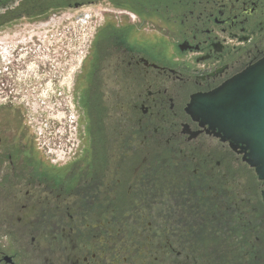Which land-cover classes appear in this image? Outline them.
Instances as JSON below:
<instances>
[{
	"label": "flooded vegetation",
	"instance_id": "1",
	"mask_svg": "<svg viewBox=\"0 0 264 264\" xmlns=\"http://www.w3.org/2000/svg\"><path fill=\"white\" fill-rule=\"evenodd\" d=\"M2 5L0 264H264L263 181L187 111L264 56V0ZM59 8L93 25L73 84L78 145L63 161L16 82L30 78L20 22Z\"/></svg>",
	"mask_w": 264,
	"mask_h": 264
},
{
	"label": "rangeland",
	"instance_id": "2",
	"mask_svg": "<svg viewBox=\"0 0 264 264\" xmlns=\"http://www.w3.org/2000/svg\"><path fill=\"white\" fill-rule=\"evenodd\" d=\"M51 12L55 14H50ZM83 12L84 9L75 8L53 9L44 20L35 23L22 20L19 25L30 29L21 32V37L28 40L23 69H27L30 78L19 75L16 82L23 87V82L27 80L25 88L29 99L24 100L26 103L23 106L27 109V114L33 117V126H38L45 133L42 137L43 144L47 145L46 149L53 150L50 155L54 159L57 155L52 154L54 150L71 147V142L74 143L72 147L76 148L79 140L78 117L81 109L75 103L77 89L73 88V84L84 61L93 26L84 21ZM28 23L34 27L26 25ZM3 57H0V66L6 69L9 58L6 56L2 60ZM22 57L25 58L23 55ZM48 129H52V132ZM67 153L69 152L61 151L58 154L61 157L57 156L56 159L65 160Z\"/></svg>",
	"mask_w": 264,
	"mask_h": 264
},
{
	"label": "water",
	"instance_id": "3",
	"mask_svg": "<svg viewBox=\"0 0 264 264\" xmlns=\"http://www.w3.org/2000/svg\"><path fill=\"white\" fill-rule=\"evenodd\" d=\"M187 111L240 148L264 183V56L214 90L192 95Z\"/></svg>",
	"mask_w": 264,
	"mask_h": 264
},
{
	"label": "built area",
	"instance_id": "4",
	"mask_svg": "<svg viewBox=\"0 0 264 264\" xmlns=\"http://www.w3.org/2000/svg\"><path fill=\"white\" fill-rule=\"evenodd\" d=\"M70 145H71V147L65 146L64 148H61L60 151H56V150H54V152H52V154H55V155L57 154V155L55 156V158H57V156H58V157H61V156H59L60 153H61V151H63L64 153L69 152V151L72 149V146H74V143L71 142ZM51 151H53V150L51 149ZM58 154H59V155H58Z\"/></svg>",
	"mask_w": 264,
	"mask_h": 264
},
{
	"label": "bare ground",
	"instance_id": "5",
	"mask_svg": "<svg viewBox=\"0 0 264 264\" xmlns=\"http://www.w3.org/2000/svg\"><path fill=\"white\" fill-rule=\"evenodd\" d=\"M24 80H25V78H24Z\"/></svg>",
	"mask_w": 264,
	"mask_h": 264
}]
</instances>
